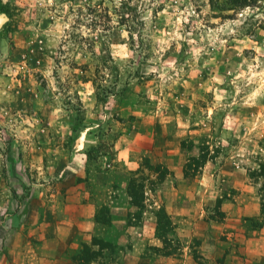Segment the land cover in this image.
<instances>
[{"label":"rangeland","instance_id":"1","mask_svg":"<svg viewBox=\"0 0 264 264\" xmlns=\"http://www.w3.org/2000/svg\"><path fill=\"white\" fill-rule=\"evenodd\" d=\"M210 2L0 0V255L16 213L91 206L73 264H209L264 227V0Z\"/></svg>","mask_w":264,"mask_h":264},{"label":"crops","instance_id":"2","mask_svg":"<svg viewBox=\"0 0 264 264\" xmlns=\"http://www.w3.org/2000/svg\"><path fill=\"white\" fill-rule=\"evenodd\" d=\"M77 150L81 149L77 148ZM62 176V182L72 183L69 189L76 187L75 189L82 190L83 185L86 184L83 180H78L85 176L84 169H63L59 178ZM54 177L53 174L50 175L49 180ZM93 177L96 187L99 181H102L103 185L108 184V177L104 172H95ZM44 183H47L44 185L51 183L50 186L55 184L53 181ZM56 195L58 197L59 192ZM68 198L70 197L60 196L57 199L68 201ZM85 199H88V194L80 196L79 193V200ZM87 210L88 213L80 219L66 213L56 214L49 211L42 216L33 214L22 216L19 213L10 215L9 221L12 222V226L2 235L10 239L7 242L9 254L0 255L4 264H26V262L27 264H73L69 253L77 248L80 237H91V230L95 225L90 213L92 207L89 206ZM227 238L229 242L226 244L230 250L224 255L220 254L218 260L210 258L209 264H264V227L247 234L244 231L228 233ZM29 253L31 255L26 258ZM132 254L129 252L131 257Z\"/></svg>","mask_w":264,"mask_h":264},{"label":"trees","instance_id":"3","mask_svg":"<svg viewBox=\"0 0 264 264\" xmlns=\"http://www.w3.org/2000/svg\"><path fill=\"white\" fill-rule=\"evenodd\" d=\"M253 2H254V0H225V4L222 5V7L218 10H220V12H223L225 10H231V11H233L232 15H236L238 10H243L244 8L252 7ZM212 3H213V0H211L210 4H212ZM122 5L123 4L121 3L120 7H118L119 10H118V13L116 15L118 27L125 25V22H127V20L129 19V16L132 15L130 12L131 9H124L122 7ZM226 5L228 6V9H223V8H226ZM211 8L213 10H215L214 5L211 6ZM232 15H223V13H218V15L216 17L229 18ZM99 69H100V67H97L95 73L98 74L100 72ZM76 132H77V129H73V130L71 129V133L76 134ZM96 220H97V218H96ZM102 242H104V241L101 239H98L96 237H94L92 239V245H97L100 247V244H102ZM84 250L86 251V248H84Z\"/></svg>","mask_w":264,"mask_h":264},{"label":"water","instance_id":"4","mask_svg":"<svg viewBox=\"0 0 264 264\" xmlns=\"http://www.w3.org/2000/svg\"><path fill=\"white\" fill-rule=\"evenodd\" d=\"M6 18L5 17H0V27H1V25L3 24V23H5L6 22Z\"/></svg>","mask_w":264,"mask_h":264}]
</instances>
